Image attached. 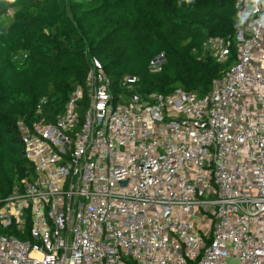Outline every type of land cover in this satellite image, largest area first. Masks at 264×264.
Returning a JSON list of instances; mask_svg holds the SVG:
<instances>
[{"label":"built area","instance_id":"built-area-1","mask_svg":"<svg viewBox=\"0 0 264 264\" xmlns=\"http://www.w3.org/2000/svg\"><path fill=\"white\" fill-rule=\"evenodd\" d=\"M235 7L237 61L207 95L128 76L126 98L94 57L55 121H18L35 179L0 222L30 238L0 235V264H264V0ZM202 46L224 63L233 40Z\"/></svg>","mask_w":264,"mask_h":264},{"label":"trees","instance_id":"trees-1","mask_svg":"<svg viewBox=\"0 0 264 264\" xmlns=\"http://www.w3.org/2000/svg\"><path fill=\"white\" fill-rule=\"evenodd\" d=\"M235 1L0 0V209L16 186L35 179L23 154L20 119L55 121L85 86L94 57L126 98L128 76L137 77L134 92L143 97L178 88L207 95L237 61ZM210 36L233 40L228 61L203 48ZM160 52L166 63L153 72L150 61ZM30 227V220L25 229L0 222V235L29 239Z\"/></svg>","mask_w":264,"mask_h":264},{"label":"water","instance_id":"water-1","mask_svg":"<svg viewBox=\"0 0 264 264\" xmlns=\"http://www.w3.org/2000/svg\"><path fill=\"white\" fill-rule=\"evenodd\" d=\"M23 154L25 155V151H23Z\"/></svg>","mask_w":264,"mask_h":264}]
</instances>
